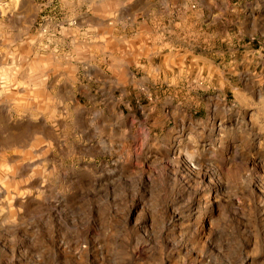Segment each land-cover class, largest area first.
I'll return each mask as SVG.
<instances>
[{
  "label": "rangeland",
  "instance_id": "obj_1",
  "mask_svg": "<svg viewBox=\"0 0 264 264\" xmlns=\"http://www.w3.org/2000/svg\"><path fill=\"white\" fill-rule=\"evenodd\" d=\"M8 3L0 0V5ZM216 12L223 15L216 16ZM61 24L66 33H75L93 49L104 45H90L87 40L106 34L110 52L120 49L125 56H117L123 63L114 64V73H108L105 63L111 61L100 62L101 55L108 54H96L87 72L80 66L75 89L71 79L55 88L54 98L66 104L76 98L69 105L71 114L59 120L57 128L51 126L56 115L14 103L8 89L0 95V175L24 179L34 167L31 158L45 151L44 141L58 145V155L50 153L35 162L47 161L49 170L57 166V171L49 173V188L53 193L61 190L55 201L34 208L31 217L55 235L54 251L45 253L43 264H100L96 245L103 230L112 224L127 225L131 215L136 225L131 231L136 233L150 215L151 228H146L142 238L154 244L155 237L161 239L163 234L169 244L175 225L165 209L175 194L187 192L206 200L204 193L212 187L209 181H216L226 163L234 180L245 170L251 171L264 193V0H229L228 4L224 0L215 4L210 0H21L18 8L0 7V46L30 59L35 48L27 41L43 33L41 38L47 42L52 33L59 35ZM226 37L232 38V48L220 43ZM165 43L173 50L159 51ZM214 50L226 56L236 52L237 74L227 73L228 88L221 91L213 82L187 96L184 89L168 87L166 58L175 56L179 62L181 56H211ZM246 52L250 53L247 58ZM137 56L140 63L161 72L158 80L135 66ZM9 77L7 65H0V78ZM229 89H235V96ZM205 92L206 101L202 99ZM137 109L142 115H137ZM212 122L218 133L213 145L205 133L214 127ZM189 135L200 145L198 173L183 156L168 153L174 138L180 140L173 145L179 153L191 148ZM65 142L73 151L60 150ZM33 186H38V180ZM74 188L82 195L78 204L70 205L66 197ZM250 198L254 208L264 209L261 195ZM186 207L177 208L176 215L183 217ZM242 240L250 243L251 236L246 233ZM83 243L89 251L81 261L76 249ZM259 246L264 254V221ZM33 252L31 248L27 254L18 251L21 264H36Z\"/></svg>",
  "mask_w": 264,
  "mask_h": 264
},
{
  "label": "clouds",
  "instance_id": "obj_2",
  "mask_svg": "<svg viewBox=\"0 0 264 264\" xmlns=\"http://www.w3.org/2000/svg\"><path fill=\"white\" fill-rule=\"evenodd\" d=\"M20 2L21 0H9L8 4H2L0 7L18 8ZM132 2L133 0H128V3ZM224 2L228 4L229 0ZM210 3L215 4V0H210ZM184 7L187 11L188 5ZM231 10L235 12V7ZM215 15L222 16L223 12H216ZM176 27L180 28L181 24L177 23ZM42 36L43 33L27 41L35 48L30 59L28 56L19 55L18 51H9L0 46V54L4 55V61L0 62V65H7L10 73L8 80L0 78V95H4V89H8L9 95L14 97V103L24 105L33 112L56 115L51 126L57 128V122L67 119L71 114L69 105L74 103L76 98L66 104L54 98L55 88L66 79H71L72 87L75 89L78 73L81 71L80 66L83 65L84 71L87 72V66L94 60L96 54H108L106 57L101 55L100 62L111 61L105 63V68L108 73H114L113 65L123 63V60H117L116 57L125 56V51L117 49L110 52L108 45L111 41L106 34L94 35L87 40L90 45L103 44V49L87 47L76 38L75 33H66L63 24L59 35L52 33V39H48L47 42L41 38ZM220 43L229 48L233 47L231 37L223 38ZM124 44L131 50L128 40H124ZM165 49L173 50L165 43L159 51L163 52ZM255 54H260L259 48ZM248 55L250 53L246 52L245 58ZM235 57V51L226 56L224 52L217 54L214 50L211 56L191 54L181 56L179 62L175 56L171 59L166 58L164 81L168 87L184 89L187 96H191L196 88H204L205 85L211 87L213 82L223 91L230 84L227 73L230 71L232 75L237 74ZM135 66L143 69L154 81L161 76V72L155 67L140 63L139 56L136 57ZM243 83L241 81V85ZM234 90L229 89L233 96ZM202 99L205 101L208 99L207 92ZM137 115H142L140 109H137ZM84 116L87 119L86 113ZM124 131L126 135L128 129L125 128ZM187 139L192 147L181 149L179 155L183 156L187 164L198 173L200 166L196 161L201 156L200 145L191 135ZM42 147L45 151L31 158L34 167L24 179L10 180L9 177L0 175V253H2L0 264H21L22 258L17 253L23 249L27 254L29 248L34 250L32 255L36 264H43L45 253L54 251L51 242L55 241V235L48 234L42 223L31 219L34 208L47 204L49 200L55 201L56 196L61 193V190L53 193L49 188V181L52 178L49 173L57 171V166L53 164L49 170L47 161L35 163L44 155L50 153L58 155V145L52 140H46ZM59 147L61 151L63 148L73 151V147L67 142ZM84 163L85 161L81 160L80 165L84 166ZM230 166L224 164L216 181H209L212 187L204 193L206 200L201 201L187 192L175 194L165 209L166 214L171 216L172 224L175 225L174 234L167 245L162 239L163 234L161 239L155 237L154 244H149L142 238L146 228H151L150 215L136 233L131 231V228L136 227L132 215L129 216L127 225L112 224L105 228L96 245L101 253L100 264H209L210 259L211 264H264V254L259 246L264 209L254 208L250 198L252 195H261L264 198V193L260 191L251 171L245 170L234 180L228 172ZM37 180L38 186H33V182ZM81 195L79 189L74 188L68 193L66 201L70 205L78 204ZM182 205H187L183 217L176 215L178 212L175 211ZM181 224L185 227L181 228ZM246 233L251 236L250 243L242 240ZM170 250L172 254L168 255ZM88 251L87 243L76 249L81 261Z\"/></svg>",
  "mask_w": 264,
  "mask_h": 264
},
{
  "label": "bare ground",
  "instance_id": "obj_3",
  "mask_svg": "<svg viewBox=\"0 0 264 264\" xmlns=\"http://www.w3.org/2000/svg\"><path fill=\"white\" fill-rule=\"evenodd\" d=\"M209 122V121H208ZM215 124V123H214ZM209 126V125H208ZM211 126H214L213 125V122H212V124H211ZM210 127V126H209ZM217 127V126H216ZM208 128V127H207ZM207 135H208V137L209 138H212L213 139V141H212V143H211V145H213L214 143H215V141L217 140L216 138V136H217V130L215 129V126L214 127H211V128H209L208 130H206V132H205ZM181 136V135H180ZM216 137V138H215ZM127 138V137H126ZM172 138V137H171ZM218 139H219V137H218ZM180 141V140H179ZM178 141V139L176 138H174L172 141H171V146L168 148V153H169V155L172 157V156H177L178 157V155H179V152H178V148L176 149V147L175 146H173L175 143H178L179 142ZM210 141V140H209ZM218 141V140H217ZM220 141V140H219ZM223 141V140H222ZM180 145V144H179ZM224 146V145H223ZM226 146H228V145H226ZM181 149V148H180ZM211 151V150H210ZM180 156V155H179ZM176 157V158H177ZM181 158V157H180ZM178 166V165H177ZM187 167V166H186ZM188 168V167H187ZM186 170V169H185ZM182 172V171H181ZM186 172V171H185ZM207 179V178H206Z\"/></svg>",
  "mask_w": 264,
  "mask_h": 264
}]
</instances>
